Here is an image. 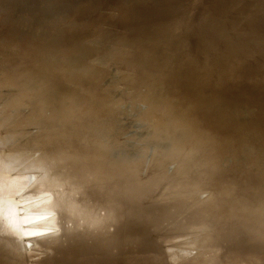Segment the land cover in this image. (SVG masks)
Returning <instances> with one entry per match:
<instances>
[{
  "label": "water",
  "instance_id": "obj_1",
  "mask_svg": "<svg viewBox=\"0 0 264 264\" xmlns=\"http://www.w3.org/2000/svg\"><path fill=\"white\" fill-rule=\"evenodd\" d=\"M211 1L208 0V4ZM31 16L30 23L39 17L27 15ZM14 19L23 24L17 17ZM53 21L49 18L42 28L47 36V28ZM25 26L26 31L35 29ZM96 26L94 23L88 30H83L92 33L83 41L100 31ZM151 31L152 35L158 32L153 28ZM32 33L31 40L38 36L35 31ZM106 38L103 35L96 37L97 42L88 50L86 44L79 43L78 50L72 49V54L65 50L63 55L56 54L57 50L53 53L55 43L47 47L41 45L43 39H37V45L25 40L27 54L35 57L24 63L26 69L23 64L19 68L15 64L19 61L16 58L20 51L12 52L14 48L10 44L0 48L3 56L0 64H9L5 78L14 82L15 98L33 101L34 113L41 121L35 138L30 135L23 138L25 134L19 131L20 122L15 121L6 131L4 128L14 120L12 116L9 121L0 119V264H104L102 261L117 262L119 257L124 259L119 262H131L132 255L140 258L150 253L146 252L147 248L135 250V244L139 242L149 247L158 246L157 251H161L163 257L157 259L164 264H206L204 261L224 264L217 260L218 250L197 247L188 254L180 253L185 249V243L264 242V201L256 205L251 197V203H244L227 187L210 193L198 191L201 188L195 185L198 181H189L186 174L177 170L170 173L151 170L148 160L134 159L131 153L123 150L117 138L111 142L107 137L90 135V139L81 136L71 140L69 136L81 129L94 134L112 130L113 123L105 118L110 113L104 99L108 94L99 91L102 68L93 66L90 61L94 51L97 49L104 54L102 62L133 57L127 60L130 66L145 67L147 64L141 77H132L130 81L134 93H140L138 100L149 106L148 117L164 114V120L168 121L163 131L168 134L186 132L174 137L176 146L192 150L199 149L200 144L205 146L200 160L186 161L191 164H185V168L198 166L197 179L214 172L221 175L224 170L220 165L222 156L241 153L238 140L250 142L264 121L241 128L239 137L218 133L208 136L201 131V126L210 122L223 127L227 121L238 117L240 103L256 106L258 102H264L263 91L253 94L260 89L255 86L256 89L251 90L245 84L251 74L264 76V55L252 63L253 59H247L242 47L236 43L223 48L209 44L205 49L189 50L182 43H171L169 37L155 38L150 33L142 34V39L136 41L133 40L137 37L124 39L126 42L119 41L109 49L104 44ZM149 42L157 47L156 51L148 52L155 55L152 59L146 54L152 50ZM61 45L59 43L58 48H64ZM13 72L21 79L11 74ZM235 72L238 73V84L232 80ZM229 80L232 81L229 83ZM68 101L74 109L84 103L89 109L85 111L86 116L73 119L65 107ZM90 102L93 105L89 106ZM47 109H52L54 114L41 119ZM60 111L64 113L62 116ZM90 111L94 113L89 114ZM189 115L202 118L203 123L199 124ZM168 123L174 125L170 130ZM59 126H63L64 136ZM236 128L234 123L233 131ZM254 144L264 150V136L261 135ZM249 159L253 164V158ZM191 193L201 198L211 197L214 205L182 207L167 222H162L160 228L155 226V220L150 217L155 209L165 205L164 202ZM190 210H195L196 214L186 215L185 212ZM224 210L238 215L233 220L219 223L220 213ZM200 213L204 215L199 216ZM243 213L257 219L245 220ZM166 225L184 228L181 233H175L170 228L167 230ZM177 243L181 245H174Z\"/></svg>",
  "mask_w": 264,
  "mask_h": 264
},
{
  "label": "rangeland",
  "instance_id": "obj_2",
  "mask_svg": "<svg viewBox=\"0 0 264 264\" xmlns=\"http://www.w3.org/2000/svg\"><path fill=\"white\" fill-rule=\"evenodd\" d=\"M161 1L159 2V8L151 12L155 4L154 0H27L30 5L36 2L40 7L51 9L54 12L52 18L54 21L51 22L48 34L52 38L49 40L42 30V24L44 25L48 22L47 16L42 15L39 17V20L42 22L39 25L37 23H30L33 16L27 17L28 14L25 13L27 20H22L23 24H20L12 20L14 12L10 0H0V48L3 44H10L11 48H14L12 52L20 51L16 58L19 61L14 62L18 68L20 64L24 66L26 61L30 62L35 59V57L27 54L28 46L25 40H28L32 45H37L39 44L38 40L42 38V46L50 47L52 45L49 44L55 43L56 49H53V53L57 50L56 54L61 55L66 52L65 50H70V54L73 52L72 49L78 50L79 43L86 44L88 46L86 50H88L97 42L95 40L96 37L98 38L101 35L107 37L104 40L106 48L113 49L119 41L122 42L124 39L126 41L132 40L134 37L142 39V34L144 33H151V36L155 38L169 37L168 39L171 43H182L189 50L194 48L199 50L205 49L209 44L223 48L224 46L236 43L237 46L242 47V53L246 55L247 59H253L252 63L259 61L261 59L259 56L264 55V0H213L209 4L208 0H202L197 5L195 3V17L191 21H188L184 26L176 25L173 28H170L173 25H170L168 28L167 22L173 24L180 19L179 16L189 12V5L192 0ZM170 3L172 4L170 5ZM167 6L171 9L167 8ZM16 9L22 10L23 7H17ZM165 11L169 12L163 16V13L160 12ZM231 13L235 15L232 16ZM93 19H96V21H93ZM136 21L139 23L138 25ZM153 22L157 25L153 26ZM94 23H96V27L100 31L94 33V37L83 41L82 39L86 38L87 35H92V33L83 32V30H88ZM24 24L34 27L35 29L31 31H35V34L38 36L35 35L36 38L31 40L34 34L31 31L24 30L26 28ZM150 24L152 25L149 26ZM87 26L89 27L87 28ZM150 28L158 30V32L152 35ZM226 29H228V32ZM32 34L33 36H31ZM27 37H30V39ZM192 37H195L197 43ZM137 39L135 38L133 41ZM59 43L64 48H58ZM74 44L77 46L76 48H74ZM148 45L152 47V50L147 51V55L150 54L148 52L157 50L156 44L149 42ZM172 47L175 49V46L172 45ZM167 56L162 55V57ZM104 57V54L101 55L96 49L93 55L90 56V61L93 66L102 68L99 91L102 94H108L107 98L104 99L107 100V108L110 110V113L106 114L105 118H108L113 123L111 126L112 130L105 131L102 134H94L81 129L69 135L71 140H77L81 136L90 139V135L98 138L107 137L108 141L111 142H114L115 138H117V140L121 141L120 143L124 151L131 153L134 159L148 160L151 163V170L153 171L170 173L177 170L179 173L186 174L189 181H198L195 185L201 187L200 191L207 193L222 187L227 189L235 180L242 181L245 184L251 182V186H254L257 192V196L252 197L253 202L257 205L264 201V150L254 144V141H258L261 135L264 136V123L261 129L251 137L250 142L248 140H238L242 148L241 153L222 156L220 165L224 167V170L231 171L232 174L227 172L218 175L214 172V174L204 175L203 178L197 179L195 177L199 173L198 166L191 165L185 168L187 166L185 164H191L186 161L200 160L201 153L205 152V146L200 144L197 150L176 146L174 137L185 135L186 132L177 131L168 134L166 131H163L162 129L167 126L165 122L168 121L164 120L165 115L148 117L146 113L149 106L145 102H140L138 100L140 93H134V88L132 89L130 79L132 77L140 78L142 72H145L147 64H145V67L130 66L127 60L133 57L127 58L125 56L119 60L113 59L102 62ZM153 57L155 55H149L150 59ZM2 59L3 56L0 54V61ZM158 59H160V56ZM7 64H0V119H8L9 121L12 116L14 121L9 122L4 128L6 131V128H12L14 122L18 121L22 124L19 131L25 134L22 137L25 138L30 135L35 138L34 135L38 134L41 121L34 113V102L28 100V98L19 100L15 98L16 95L14 93L16 89L13 84L14 82L5 78L7 71L10 70V67H7L9 64ZM233 65L231 64L232 67ZM236 65L240 66L239 64ZM24 69H26V66H24ZM39 71L42 70L39 69ZM22 73L23 71L18 75L21 76ZM227 73L232 74L229 71ZM11 74L21 79L15 72ZM237 74L235 72L234 75L236 76L232 78L235 84H238ZM253 75L255 74H251V77L245 79V84L248 86V89L252 90L255 86L260 89L259 91H253V94H261V91L264 92V76L260 77L257 75L255 77ZM257 78L260 79V82H256L255 84ZM232 80H229V83ZM258 83L261 85H257ZM88 105H93V102H90ZM254 106L253 104L240 103L239 107L237 106L238 117L234 121H227L223 127L209 122L208 125L201 126V131L208 136L211 133H218L220 135L229 134L239 137L241 128L255 125L259 120L264 121V102H258L255 106L256 108ZM65 107L68 108L67 113L75 120L86 116L87 113L85 111H89L82 102L74 109L71 101H68ZM59 113L60 116L64 114L62 111ZM92 113L94 112L90 111L89 114ZM52 114H54V111L47 109L41 114V119L48 118ZM168 117L170 118L171 116ZM192 117V115H189V118L192 120L199 124L203 123L202 118ZM234 123L237 128L233 131ZM169 125L167 127L169 130L174 127L173 123ZM58 129L63 130V126H59ZM62 136H64V130L62 131ZM249 158H253V164L250 163ZM235 162H237L238 166L233 165Z\"/></svg>",
  "mask_w": 264,
  "mask_h": 264
},
{
  "label": "bare ground",
  "instance_id": "obj_3",
  "mask_svg": "<svg viewBox=\"0 0 264 264\" xmlns=\"http://www.w3.org/2000/svg\"><path fill=\"white\" fill-rule=\"evenodd\" d=\"M160 1L161 0H154L155 4H154V7L151 9V12H154L156 9L159 8V2ZM167 1L169 2V0H167ZM188 1H190V0H188ZM201 1L202 0H192V1H190V5H189L190 11L189 12H186L185 14H182L181 16H179L180 19L177 20L173 24L171 22H167V27L169 28L170 25H173L170 28H173L176 25H178V26H184V25H186L188 21H191L195 17V9H196L195 3L197 5ZM10 2L12 3V6L11 7H12V10L14 12V17H17L20 20H24L25 19V13H27L29 15L30 14H35L36 16H39V17L42 16V15H44V16H47L46 17L47 20H49V18H53V16H54V12H52L51 9L42 8L36 2L33 3V4H31V5L27 2V0H10ZM222 2H224V1H222ZM219 3H221V2H219ZM171 4L172 3H170V5ZM17 7L18 8L19 7H23V9L22 10H17L16 9ZM165 8H163V9H165ZM167 8L171 9L169 6H167ZM169 11L160 12V13H163V16H164ZM146 12H147V10H146ZM153 15H155V14L153 13ZM231 15L234 16L235 14L234 13L233 14L231 13ZM39 17L35 18L34 23H37V24L41 25L42 22L39 20ZM162 20H164V19H162ZM157 22H158V20H157ZM47 23L44 24V25L42 24V26L44 27L45 25H47ZM151 23H152V21H151ZM136 24L138 25L139 23H137V21H136ZM151 25L152 24H150L149 26H151ZM155 25H157V24L155 22H153V26H155ZM253 26H255V25H253ZM50 27H51V24H50ZM50 27L47 28V31L48 32H49ZM141 27H143V26L141 25ZM226 30L228 32V29H226ZM136 34H135V36H136ZM23 35L25 36V34H23ZM139 36H140V34H139ZM193 39H195V37ZM194 41H196V39ZM196 43H197V41H196ZM239 44H240V42H239ZM190 48H191V46H190ZM256 113H257V111H256ZM227 172H230L229 174H232V172L229 171V170H223L222 171L223 174H225ZM228 189H231V190L235 191V193L238 196V198L241 199V200H243L244 203H251L250 202L251 197L257 196V192L255 191L254 186H251V182L249 184H245L242 181L235 180V181L232 182V184L230 185V187H228ZM198 191H200V190H198ZM211 200L212 199L209 196H206L205 198H201L198 195H196L195 193H191L190 195H187L186 197L178 198V199L172 200L170 202H164L165 205H160L159 208H158V210L155 209L154 213L150 217L155 220V226H157L158 228H160V226H162V222H167V220L178 209H181L182 207L185 208V209H187L188 206H192V207H202L205 204L208 205V206H212L214 204L212 203ZM165 201H168V199H166ZM156 207L157 206H154V208H156ZM185 213H186V215H188V214L194 215V214H196V211L195 210H190V211H187ZM179 214H182V213H179ZM220 214H221V216L219 218V223L220 222H228L230 220H233L234 217H237V215H238L234 211H227V210H224ZM200 215H204V214L203 213H200L199 216ZM241 215L244 217L245 220H248V221H252L254 219H257L256 216H251V215H249L247 213H243ZM170 225L169 226L166 225L164 227L167 230L170 228L175 233H181L183 231L182 228H184V227H181V226L175 227V226H170ZM159 243H162V244L165 245L167 242H159ZM182 243H185V242H182ZM216 244H218V245H216ZM174 245H181V243H177V244H174ZM156 247H158V246H156ZM156 247L155 248H154V246H150L149 247V245L142 244L141 242L136 243L135 244V250H137V249L138 250H142V249L144 250V249L147 248L146 252L149 251L150 253H147L144 256L142 255L140 258H137L134 255H132V259H133L132 261H133V263H135V264H143V263H147V264H164V263L158 261V259H157V258L163 257V255H161V251L160 252L157 251V248ZM197 247H199L200 249H206L207 248L209 250L210 249L211 250H218L219 251L218 253L220 255H218L219 258H217V260L220 261V262H223L224 264H264V242H217V243L216 242H193L192 244H186L185 243V249L182 248V247H180V246H178L177 248L184 249L183 252L180 253V255H182V254L185 255V254H188L190 251H194L195 249H198ZM134 258H136V259H134ZM116 260H117V262L110 261L109 263H106L108 261H102V263H104V264H112V263L113 264H129V263L132 262V261L131 262H123V261L122 262H119L120 260H124V259H121V257L117 258ZM204 263L209 264L208 261H204ZM219 264H222V263H219Z\"/></svg>",
  "mask_w": 264,
  "mask_h": 264
}]
</instances>
